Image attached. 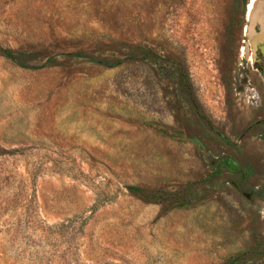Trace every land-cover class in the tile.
I'll return each instance as SVG.
<instances>
[{
  "label": "rangeland",
  "instance_id": "obj_1",
  "mask_svg": "<svg viewBox=\"0 0 264 264\" xmlns=\"http://www.w3.org/2000/svg\"><path fill=\"white\" fill-rule=\"evenodd\" d=\"M0 264H264V0H0Z\"/></svg>",
  "mask_w": 264,
  "mask_h": 264
},
{
  "label": "trees",
  "instance_id": "obj_2",
  "mask_svg": "<svg viewBox=\"0 0 264 264\" xmlns=\"http://www.w3.org/2000/svg\"><path fill=\"white\" fill-rule=\"evenodd\" d=\"M8 54H11V51H7Z\"/></svg>",
  "mask_w": 264,
  "mask_h": 264
}]
</instances>
